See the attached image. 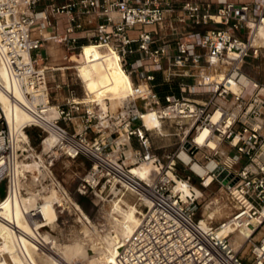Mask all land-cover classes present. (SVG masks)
Masks as SVG:
<instances>
[{
	"label": "built area",
	"instance_id": "2783aa9c",
	"mask_svg": "<svg viewBox=\"0 0 264 264\" xmlns=\"http://www.w3.org/2000/svg\"><path fill=\"white\" fill-rule=\"evenodd\" d=\"M263 38L264 0H0V59L26 103L1 84L0 91L30 115L22 130L36 129L40 147L36 151L28 135L13 131L0 103V202L30 173L37 185L48 179L64 193L53 168L82 158L90 167L79 177V195L130 194L145 208L113 264H264V84L241 72L247 59L264 52ZM49 43L78 50L80 57L88 45L117 54L132 93L118 111L77 97L69 86L63 101L52 103L50 69L39 65ZM158 75L163 92L153 84ZM148 112L163 127H174L179 139L164 163L151 150L153 132L143 123ZM182 154L204 169L215 163L206 175L225 189L231 208L217 226L196 219L195 195L175 192L176 180L191 185L189 176L177 173V164L185 165ZM29 160L34 168L22 173L21 163ZM142 164L157 170L149 183L132 173ZM36 221L30 219L35 235L8 227L53 254L51 244L37 241L43 232L55 238L51 229ZM242 231L250 234L248 263L244 247H232ZM17 250L23 255L22 244Z\"/></svg>",
	"mask_w": 264,
	"mask_h": 264
},
{
	"label": "bare ground",
	"instance_id": "6f19581e",
	"mask_svg": "<svg viewBox=\"0 0 264 264\" xmlns=\"http://www.w3.org/2000/svg\"><path fill=\"white\" fill-rule=\"evenodd\" d=\"M259 43L264 45V38L261 39ZM51 44L52 45L49 47V53L51 55L50 57L53 59V62L55 63L65 61L66 57H63L57 50H55L54 47L57 45L54 43ZM85 49L99 50L93 45L84 46L82 50ZM106 52L110 54L99 53L96 56H92L90 51H85L83 54V61L81 64L76 65L74 70L76 71L77 78L81 81L83 86V100L97 102V104L101 105L103 108L109 104V109L111 111H117L121 107L124 99L120 100L118 104H112V102L106 98H110L112 100L129 96L130 93H132L129 84V80L131 78L122 68L117 54H113L107 50ZM41 68L55 71L54 69L47 66H43ZM240 81L247 90L250 89L251 84L249 80L245 79V77H242ZM0 84L5 90L12 93L18 102L26 103L24 96L18 91L16 85L11 81L9 75L6 73L1 59ZM0 103L4 108L6 116L12 123L13 131H15L19 137L27 139V134L22 129L26 127L27 123L30 121V115L22 110L17 103H10L4 91H0ZM143 123L147 131L154 132L159 136H161L160 134H165L163 136L168 137V135H166V133H164L162 130V124L154 118V114L152 112H148L143 116ZM46 148L47 145L45 144V150ZM180 157L183 163L188 166L190 170L193 171V173L199 177H202L205 186L209 187L212 184V177L206 175V172L207 170H213L215 168V163L208 164L206 169H204L197 164H192L190 162V158L187 155L182 154ZM34 166V161H32L30 164L22 162V173H24L26 170L30 172ZM153 171L155 170L144 164H142L140 168L132 169V173L138 178L144 180L146 183L151 182ZM169 176L173 178L172 175L169 174ZM43 178H45V175ZM26 180L27 179H25L22 183L15 181L13 183V187L9 191V195L0 202V264H26V262L29 260L34 264H73L77 261L82 262L83 264H86L83 261H88L89 264H113L114 258L120 251L122 240L132 234L139 225L141 213L135 209V206L134 209L132 208L130 210H124L123 207H119V203H116L115 207L111 209V213H109V223L111 230L109 229L110 232H108L102 238L104 245L110 243L111 246H107L105 251L100 253L99 257L94 259V255L91 256L93 254L91 249L92 244H90L89 249L81 242H74L72 245L68 244L67 246H64L60 244L57 239L50 237L47 232L40 234V238L36 237L37 241L46 244L50 243L51 249L54 252L53 254L43 253L29 240L22 236L18 238L8 227V223H12V225H14L24 234L35 235L32 225L30 224V219L39 218V221L34 222L35 226L38 228L49 227L51 229V220L46 211V208L51 207H48V205L45 203L42 204L38 202L40 196L39 193H31L33 192V187L35 185L34 179L32 180L31 178V181L25 185ZM176 181L177 185L175 186V192H180L182 197H191L195 195V197L198 199L197 194L201 195L200 191L192 187L189 183L179 182L178 180ZM30 183L32 184L31 187L29 186ZM25 189L28 191L26 197L22 196V191ZM191 189H193L194 193ZM57 191L51 190L50 195L42 200L51 203L50 206H63L64 203H66L65 199H63ZM143 201L144 205L149 204L146 198H143ZM219 210H213L214 212L211 213L204 211L203 215L205 220L201 221V224L205 225L208 223L207 221L215 216V214L220 216L221 212ZM132 211L134 212L135 216L139 215V217H136L137 220L134 218ZM81 214L85 219V222L81 220V225L89 229L87 230L88 234L90 236H94L95 238L99 237L96 230L90 226V221L84 217L83 213ZM79 234L83 237L86 236V234L83 232H80ZM222 234H225V232H222ZM249 236L250 234L248 231L237 233L232 241V247L234 250L238 251L239 249L243 248ZM21 244L24 248L22 251L23 255L19 254L17 250V245L21 247ZM247 248L248 246H246L243 253L248 250Z\"/></svg>",
	"mask_w": 264,
	"mask_h": 264
},
{
	"label": "rangeland",
	"instance_id": "374dc122",
	"mask_svg": "<svg viewBox=\"0 0 264 264\" xmlns=\"http://www.w3.org/2000/svg\"><path fill=\"white\" fill-rule=\"evenodd\" d=\"M51 45V43L46 45V49L42 51L43 61L39 62V65L41 67L47 66L55 70H49L46 74L48 87L50 89L49 91L51 102L55 104L61 103L68 94V86L70 88L75 89L77 97L82 98L83 86L80 84L79 79L75 75L76 71L74 70V67L76 65L81 64L85 51H90V54L92 56H96L99 53H110H107L106 51L101 52L99 50L85 49L82 50L80 57V53L78 50H76L74 53H71L69 51H65L63 47L57 45L54 47L55 50H57L63 57H66V60L54 63L49 53V47ZM241 72L248 76V78L253 79L261 84H264V52L257 59H247V61L241 68ZM129 84L131 90L133 91V83L131 79L129 80ZM153 84L156 85L155 89L160 90V92L166 90L165 86H161L162 79L159 75L156 77V80ZM57 85H59L60 88H56ZM127 97L112 100L110 98L106 99L112 102V104H118L120 100H125ZM162 130L164 133H166V135H168V137H164L163 135L165 134H160L162 136L161 137L153 132L149 140L152 152L158 157L161 163H164L166 161V157L172 155L177 149L179 145V139L178 137L173 136L174 127H171L169 124H166ZM37 134L38 131L32 128L29 129L27 132L31 146L33 148H36V151H39L40 147H38L39 141L37 140ZM132 146V148H136V143H134ZM31 162L32 161L29 160L24 163L30 164ZM177 166L178 175L182 178L189 176L191 186L200 191L201 193V195L197 194V220H205V217L203 215L204 211L211 213L219 209V211L221 212L220 216H217L215 214V216H213L210 220L207 221L208 223H211L212 226H217L219 223L229 217L231 213V208L229 200H227V193L224 188H222L217 182H213L208 188L203 189L201 187V181L199 177L193 172H191L188 166H185L182 163H178ZM89 167L90 163L82 158L71 162H68L66 160L59 161L53 168L52 173L53 177L60 182V186L63 188L64 193L58 190L57 188L51 189L54 188V186L50 185L48 179L41 185H37L35 183L33 187V192L31 193H39L40 196L38 202L42 204L45 203L48 205V207H51L46 208V211L51 220V233L58 240V242L64 246H67L68 244L72 245L74 242H81L82 244H85L88 249L90 244H92L91 249L93 251V254L90 252L92 254L90 255H94L93 258L95 259L100 256V253L102 251H105L107 246H111L110 243L104 245L102 238L111 230L109 223V213H111V209L115 207V204L119 203V207H123L124 210H130L132 208L134 209L135 206V209L141 214L144 212L145 208L143 204H140L141 202L139 201L137 196H131L130 194L113 195L108 190H105L101 193L96 191V193L94 194L88 193L84 196L79 195L76 191V186L78 184L79 177L85 171H87ZM153 170L155 171L152 172L153 175L151 179H155L157 176V170ZM33 177L34 175H32L31 173L28 174L26 178L27 180L25 181V185H27L28 182L31 181V178L33 180ZM29 186L31 187L32 184L30 183ZM51 190H58V194L63 199H65L66 203H64L62 207H57V205L50 206L51 203L42 200L50 195ZM22 193V196L26 197L28 191L25 189ZM81 213H83L84 217H86L87 220L90 221V226H92L96 230L99 237L95 238L94 236H90L87 232V230L89 229L81 225V220L85 222V219L83 218ZM133 216L136 220V217H139V215L135 216L134 212ZM80 232H83L84 234H86V236L83 237L79 234ZM258 238L259 235H256L253 240L255 241ZM246 246L242 249L241 255L244 256V261L248 263L247 259L250 258L249 250H246V252L243 253ZM83 262L89 264L88 261Z\"/></svg>",
	"mask_w": 264,
	"mask_h": 264
},
{
	"label": "water",
	"instance_id": "95a60500",
	"mask_svg": "<svg viewBox=\"0 0 264 264\" xmlns=\"http://www.w3.org/2000/svg\"><path fill=\"white\" fill-rule=\"evenodd\" d=\"M225 184V183H224Z\"/></svg>",
	"mask_w": 264,
	"mask_h": 264
}]
</instances>
